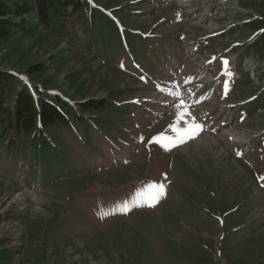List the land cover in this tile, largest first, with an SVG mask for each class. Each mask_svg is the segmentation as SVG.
Segmentation results:
<instances>
[{"label": "rangeland", "instance_id": "374dc122", "mask_svg": "<svg viewBox=\"0 0 264 264\" xmlns=\"http://www.w3.org/2000/svg\"><path fill=\"white\" fill-rule=\"evenodd\" d=\"M91 1L100 19L82 12L46 29L22 16L29 30L0 40V73L64 100L73 128L42 139L0 127V264H264V0ZM176 36L198 46L186 73L212 56L235 63L236 79L221 70L217 83L228 98L199 114L218 109L207 133L197 111L178 121L180 104L163 110L143 85L174 77ZM92 101L104 109L85 112ZM193 119L202 130L180 143ZM151 185L164 186L158 199Z\"/></svg>", "mask_w": 264, "mask_h": 264}, {"label": "trees", "instance_id": "16d2710c", "mask_svg": "<svg viewBox=\"0 0 264 264\" xmlns=\"http://www.w3.org/2000/svg\"><path fill=\"white\" fill-rule=\"evenodd\" d=\"M84 4L86 3H80V0H25L11 5L10 0H0V40L13 35L15 31L20 30L19 32L26 33L29 30L24 24L19 26L14 22V19L22 16H37L40 24L46 29L52 28L56 23L72 20L82 12L86 13L90 19L102 17L97 8H87L86 4L84 9ZM17 79L19 80V77L13 73H0V127L2 129L8 130L15 136H21V133H32L34 136L38 134V137L43 139L45 135L43 132L50 128L62 130L70 127L69 117L72 114L64 100L62 101L57 95H46L38 86L28 89L25 83L16 90ZM12 94L14 96L11 105L5 106ZM81 107L85 112H98L104 109L100 101L88 102ZM75 118L80 119L76 116ZM78 126L85 128L84 123ZM38 137L36 136V139Z\"/></svg>", "mask_w": 264, "mask_h": 264}, {"label": "snow or ice", "instance_id": "6c2138e0", "mask_svg": "<svg viewBox=\"0 0 264 264\" xmlns=\"http://www.w3.org/2000/svg\"><path fill=\"white\" fill-rule=\"evenodd\" d=\"M224 65L227 66V60H224L223 61ZM227 87V85L225 86ZM185 115H188V113L182 111L178 114V121L179 120H183ZM202 130L201 128V125H199L198 123L195 122V120L193 119L190 123H189V126L185 129H183L181 132H180V137H179V142L180 143H183L185 142L186 139H191L193 138L196 134H198V132ZM165 139H168L169 140V143H172V140L171 138H167V137H154L153 138V142H156V143H161V146L165 148V150H168V145L167 144H164L162 143L163 140ZM173 146H175V144L173 143ZM151 188L155 189L156 190V194L152 197L153 200L155 199H158L159 195L163 193V189H164V186L163 185H151L150 186Z\"/></svg>", "mask_w": 264, "mask_h": 264}, {"label": "bare ground", "instance_id": "6f19581e", "mask_svg": "<svg viewBox=\"0 0 264 264\" xmlns=\"http://www.w3.org/2000/svg\"><path fill=\"white\" fill-rule=\"evenodd\" d=\"M185 2H186V1H185ZM100 106H101V105H100ZM232 141H233V142H236V140H235V139H234V140L232 139Z\"/></svg>", "mask_w": 264, "mask_h": 264}]
</instances>
